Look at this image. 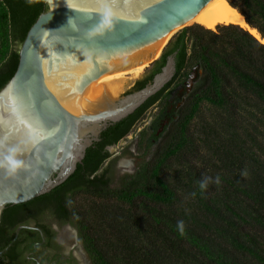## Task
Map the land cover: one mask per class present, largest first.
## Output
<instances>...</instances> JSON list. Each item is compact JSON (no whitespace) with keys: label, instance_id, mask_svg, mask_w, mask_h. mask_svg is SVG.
<instances>
[{"label":"trees","instance_id":"1","mask_svg":"<svg viewBox=\"0 0 264 264\" xmlns=\"http://www.w3.org/2000/svg\"><path fill=\"white\" fill-rule=\"evenodd\" d=\"M227 2L264 39V0ZM44 10L43 0H0V89L16 70L17 45L21 46L28 28ZM174 51L176 73L167 85L171 112L163 132L171 124L185 129L203 102L223 109L234 126H230L221 147L227 155L232 148L244 153L247 147L248 176L233 172L239 160L236 154L227 157L228 177L222 185L201 191V180L192 178L197 208L184 214L174 213L170 207L176 199L175 190L159 173L165 159L181 150L183 140L177 135L162 155L156 154L155 162L126 174L120 185L112 188L106 173L97 171L109 156L105 146L117 143L130 131L132 122L126 124L123 119L102 131L99 141L86 149L82 162L63 183L30 201L15 204L4 213V219L8 221L17 210L32 209L31 215L37 219L49 215L61 223H73L91 264H264V42L236 24H218L216 30L193 24L177 32L150 66L164 65ZM196 66L202 70L200 82L176 108L181 97L175 89ZM244 111L255 112L258 124L246 128L243 120L238 122L235 115ZM159 122L143 140L148 148L163 133L156 134ZM83 194L106 201H89L87 208L80 210L75 199ZM136 199L149 203L135 206ZM119 203L124 207H118ZM181 220L183 234L177 229ZM243 222L254 228L246 229ZM1 227L2 224L0 231ZM12 237L0 238V250ZM13 247L14 242L5 257H12Z\"/></svg>","mask_w":264,"mask_h":264},{"label":"water","instance_id":"2","mask_svg":"<svg viewBox=\"0 0 264 264\" xmlns=\"http://www.w3.org/2000/svg\"><path fill=\"white\" fill-rule=\"evenodd\" d=\"M44 1L47 9L17 45L16 70L0 89V160L11 155L21 162L15 171L0 167V218L7 205L63 183L108 125L172 78L176 51L152 81L120 95L126 79L138 78L131 69L150 66L165 38L210 0Z\"/></svg>","mask_w":264,"mask_h":264},{"label":"rangeland","instance_id":"3","mask_svg":"<svg viewBox=\"0 0 264 264\" xmlns=\"http://www.w3.org/2000/svg\"><path fill=\"white\" fill-rule=\"evenodd\" d=\"M193 24L197 23H189L185 26H191ZM216 26L214 29L210 30H216ZM182 28L176 29L173 34H171L168 41ZM147 68H149V66H146L136 77H139ZM197 73L198 76L197 78L196 76L193 78L192 83L189 85V89H187L189 82H186V90L188 92L200 82L199 77L202 75V70L199 69ZM195 78L196 80H194ZM184 101L185 97L176 104V107L179 108ZM175 119L176 121L180 119L178 111L176 112ZM235 119L238 122L243 120L246 128H250L249 126L253 124L255 126V124L259 122V116L255 114V112L250 113L249 111L237 113ZM177 126L178 125L171 124L158 137L155 144L148 148L145 146L146 143L143 140L150 134V129L146 127L144 122H139L126 137L122 138L116 145L108 149L111 157L103 162L98 172L105 169L106 175L109 178L110 187H118L123 176L135 173L141 165L147 162H155V160H157L156 154L162 155L161 153L172 143L173 139L177 135H180V138L183 140L181 150L174 156L165 159L164 164L160 167L159 173V177L167 183L170 188L175 190L176 199L170 209H172L174 213L179 214H184L189 210L197 208L198 203L196 202L195 195H191L195 191V184L190 182L192 178L199 180H202L204 177L211 178L207 188L211 185H214L216 188L222 185L224 179L228 177V171L225 168L226 164L229 162L227 157L236 154L239 160L236 161L237 166L233 172H241L248 176L250 152L247 150V147L245 146L244 153L240 152V149L236 147L232 148L230 149L231 154L229 155L224 151L225 148L221 147V144L225 145L224 142L228 136L227 132L230 126H234L233 121L230 123L229 115L226 111L207 102H203L199 106L195 116L186 125L185 129L182 130V127ZM256 127L258 131L256 129L255 131L259 134L260 130L258 126ZM217 177H219L220 180L219 184L215 183ZM93 200L97 202L106 201V199L101 201L96 197L83 194L76 197L75 203L80 207V210H84L87 208L88 202ZM107 202L115 204L112 200H107ZM146 203L148 204L149 202L140 199L134 201L135 206ZM149 205L152 204L150 203ZM118 207L124 206L119 203ZM244 226L246 229H248V227L254 228L253 225L250 226L247 222H243V227ZM75 229L69 227L59 229L60 239L65 242L67 249L74 248L76 253L82 250L85 254V260L88 261L89 256L86 254L85 246L79 237L77 228ZM109 256L113 258L111 252H109ZM79 261L81 264H86L82 259H79ZM88 263L91 264L90 260Z\"/></svg>","mask_w":264,"mask_h":264},{"label":"flooded vegetation","instance_id":"4","mask_svg":"<svg viewBox=\"0 0 264 264\" xmlns=\"http://www.w3.org/2000/svg\"><path fill=\"white\" fill-rule=\"evenodd\" d=\"M44 4L46 5L47 9V4L45 3V1ZM162 66V63L152 64L138 78L133 80L126 79V81L124 82V88L121 91L120 95L122 96L129 94L145 86L148 82L152 81L155 74L160 72ZM198 70L199 67L195 71L196 78L198 76ZM175 73L176 59L175 71L172 78L175 76ZM191 73L192 70L187 73L185 77H183V80L177 85L175 89V94L178 93L181 99L185 97L186 100L188 94L190 93V91L188 92L186 90V82L189 79ZM196 78L194 80H196ZM169 81L165 83L164 86L155 94L147 98L131 114L123 118L126 124L131 122L132 123L130 131L126 135L121 137V139L126 137L139 122H144L146 124V127L149 128L150 131H152V126L156 123V121L160 120L156 134L159 135L163 132L164 128L169 122V115L171 112V105L169 106L168 104L167 96L169 92V87L167 86ZM139 112H142L141 117H138L139 119H135V116ZM115 124L116 123L108 125L106 129L111 126H115ZM116 144L117 143L105 146V149L109 152V156L106 157L105 160H107L111 156L108 149ZM101 172L106 173V170L102 169L99 173ZM13 206L14 205H7L4 208V211L0 218V224H2L0 238L2 236H5V238L7 239V237L13 235L12 239L10 240L11 244L14 242L13 255L10 258L5 257V253L8 252V248L11 245L10 244L8 248L0 254V264H81L79 259H82L84 260V262H86V264H89L88 261L90 260V258L88 261H86L84 257L85 254L82 250H79V252L76 253L74 248L67 249V246H65V242L60 239L59 228L65 224L73 227L74 225H72L71 222L61 223L59 220L54 219L49 215L48 220L47 217L43 220L41 219V217L37 219L36 216L31 215L32 209L17 210L14 212V214H10L8 221H6L4 219V213L6 211H9ZM4 248H2L1 250H3Z\"/></svg>","mask_w":264,"mask_h":264},{"label":"bare ground","instance_id":"5","mask_svg":"<svg viewBox=\"0 0 264 264\" xmlns=\"http://www.w3.org/2000/svg\"><path fill=\"white\" fill-rule=\"evenodd\" d=\"M197 23L204 28L214 29L218 24H236L242 28H245L250 34H252L261 43L264 39L260 37L259 32L256 28L251 27L243 16L236 8L232 7L227 0H210L192 19L187 21L185 24ZM176 30V29H175ZM173 30L162 42L161 46L158 47L157 55L160 54L162 48L167 43ZM148 62L134 66L131 69L132 77L138 76L143 69L147 66Z\"/></svg>","mask_w":264,"mask_h":264},{"label":"clouds","instance_id":"6","mask_svg":"<svg viewBox=\"0 0 264 264\" xmlns=\"http://www.w3.org/2000/svg\"><path fill=\"white\" fill-rule=\"evenodd\" d=\"M31 2V0H30ZM20 161L16 160L13 158V156L11 155H8V156H5L3 158V160H0V167H7L10 171H15V169L17 167L20 166ZM210 179L209 177H204L200 183H199V188L201 191H204L206 190V188L208 187V184L210 182ZM220 180H219V177L216 178L215 180V183L219 184ZM191 195H195V193H192ZM177 229L179 230V232L181 234H183L184 232V222L181 220V221H178L177 222Z\"/></svg>","mask_w":264,"mask_h":264}]
</instances>
